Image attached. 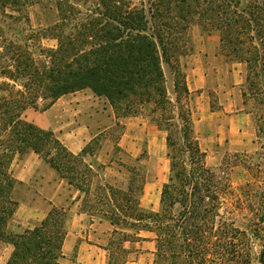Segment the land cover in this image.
Returning a JSON list of instances; mask_svg holds the SVG:
<instances>
[{"label":"trees","instance_id":"obj_1","mask_svg":"<svg viewBox=\"0 0 264 264\" xmlns=\"http://www.w3.org/2000/svg\"><path fill=\"white\" fill-rule=\"evenodd\" d=\"M36 3L0 0V242L13 245L6 264H58L66 233L67 211L55 206L32 229H6L18 204L11 163L27 152L83 195L81 210L112 225L108 264H125L126 244L147 232L155 240L152 264H250L251 240L264 241V201L237 196L224 171L206 163L178 57L190 25L218 33L221 55L244 65L241 95L264 158V0H52L56 20L33 30L28 14ZM44 39H54L55 47L43 46ZM163 64L174 73L175 101ZM83 89L103 98L116 120L142 115L166 132L169 173L157 210L140 205L147 178L142 156L123 164L124 184L92 188L103 166L85 156H92L98 136L73 154L53 131L25 119L28 109L45 110ZM244 205L250 211L245 229L236 226Z\"/></svg>","mask_w":264,"mask_h":264},{"label":"rangeland","instance_id":"obj_2","mask_svg":"<svg viewBox=\"0 0 264 264\" xmlns=\"http://www.w3.org/2000/svg\"><path fill=\"white\" fill-rule=\"evenodd\" d=\"M38 1L39 3L29 9L28 14L33 30L46 27L56 20L52 0ZM132 1L136 4L138 2ZM89 4L90 1L87 5ZM207 35H210L211 39H206ZM215 35L218 38L216 32L208 34L202 32L197 25H190L185 35V49L178 57L179 66L185 74L191 92L189 106L195 136L206 153V163L224 171L231 190L242 199V194H249L260 205L264 201V158L255 120L248 112V107L243 104L241 95L245 88V68L244 65L226 60L219 49L215 50ZM41 44L45 47H55L56 41L44 39ZM205 46L210 54L202 57L200 54ZM203 70L205 77L202 76ZM163 72L167 94L175 101L174 73L166 64H163ZM93 103L99 112V124L106 129L97 131L98 140L93 147L92 156H85V162L103 166L100 175L94 179L92 188L104 182L113 185L124 184L127 178L123 164L131 163L135 158L142 156L141 164L147 178L140 205L146 210H157L161 186L169 170L166 132L158 129L149 118L142 115L116 120L112 109L103 98L94 95ZM43 104L44 102L40 101L38 107L41 108ZM55 117L59 119L60 116L56 114ZM102 161L107 166L105 176V164L101 163ZM254 183L257 186L253 188ZM45 188L48 190V186ZM23 193L24 190L21 189L17 196H23ZM69 194L68 189L63 190L62 196L68 200ZM244 206L247 208V205ZM244 206L236 213V226L245 229L246 216L250 211ZM108 233L107 238L110 239L111 231ZM251 241L250 264H261L259 251L260 244L264 241ZM130 251L132 255L140 253L144 264L149 262L146 255L148 249L138 248L134 244Z\"/></svg>","mask_w":264,"mask_h":264},{"label":"crops","instance_id":"obj_3","mask_svg":"<svg viewBox=\"0 0 264 264\" xmlns=\"http://www.w3.org/2000/svg\"><path fill=\"white\" fill-rule=\"evenodd\" d=\"M217 37L215 35V50L219 49V36ZM206 39H211L210 35H207ZM207 54L209 55L210 51L205 46L200 55L205 57ZM198 75L200 77V73ZM202 76L205 77L204 70ZM93 99L94 94L89 89L68 93L59 97L45 110L28 109L25 119L40 128L53 131L71 153L78 154L97 131L106 129L99 124V112ZM56 114L60 116L59 119L55 117ZM101 163L105 164L103 161ZM10 168L17 180L13 196L18 204L6 224L9 233L20 234L26 229H32L40 224L53 206L63 207L67 211L66 233L58 264H108L107 237L112 225L107 220L81 210L83 195L78 190L68 185L65 180L57 178L56 171L34 152L16 156ZM106 170L105 164L104 176ZM45 186H48V190ZM21 189L24 190L23 196H17ZM67 189L70 193L68 200L62 196L63 190ZM141 235L145 239L126 244L129 253L125 264H144L140 253L132 255L130 247L134 244L138 248L148 249L146 255L149 262L145 264H152L155 252L154 234L147 232ZM12 251V244L0 242V264H6Z\"/></svg>","mask_w":264,"mask_h":264}]
</instances>
